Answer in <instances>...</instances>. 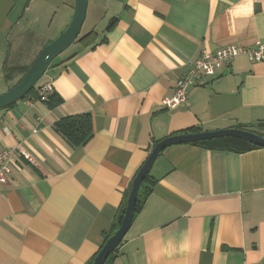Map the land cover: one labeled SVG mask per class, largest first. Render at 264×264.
Listing matches in <instances>:
<instances>
[{
	"label": "crops",
	"instance_id": "obj_1",
	"mask_svg": "<svg viewBox=\"0 0 264 264\" xmlns=\"http://www.w3.org/2000/svg\"><path fill=\"white\" fill-rule=\"evenodd\" d=\"M115 1L111 28L88 26L82 36L93 33L92 44L74 42L39 83L60 105L25 99L0 110V148L29 156L15 155L0 191V264H91L166 137L192 128L264 136V61L237 57L191 86L185 103L162 107L202 51L264 42V0ZM74 8L75 0H0V83H16L21 75L6 82L7 71L36 57L23 42L50 41ZM81 114L93 134L72 147L54 123ZM235 146L213 139L164 149L115 264H264V149Z\"/></svg>",
	"mask_w": 264,
	"mask_h": 264
},
{
	"label": "water",
	"instance_id": "obj_2",
	"mask_svg": "<svg viewBox=\"0 0 264 264\" xmlns=\"http://www.w3.org/2000/svg\"><path fill=\"white\" fill-rule=\"evenodd\" d=\"M86 9L87 0H75L73 16L65 29L59 36L50 41L39 51L25 74L5 93L0 94V110L7 109L23 100L26 95L35 88L36 84L45 74L53 60L76 41L85 20ZM219 138H234L264 149V136L240 128L184 133L171 135L162 139L151 149L147 159L141 165L132 180L119 227L105 241L101 249L93 258L91 264H105L109 255L124 239L133 220L134 207L140 185L145 176L150 173L156 158L164 149L169 146L210 141Z\"/></svg>",
	"mask_w": 264,
	"mask_h": 264
},
{
	"label": "built area",
	"instance_id": "obj_3",
	"mask_svg": "<svg viewBox=\"0 0 264 264\" xmlns=\"http://www.w3.org/2000/svg\"><path fill=\"white\" fill-rule=\"evenodd\" d=\"M240 56L253 63L264 61V42L256 41L250 47L229 45L214 53L202 51L198 59L188 64L189 68L178 79L172 97L164 99L162 107L174 109L185 103L191 86L198 83L203 77H214L221 69L228 67L235 58ZM52 93L53 90L49 83L42 84L36 89V95L40 102H46ZM4 132L6 135L9 134L6 129ZM15 155H20L29 160L28 154L22 151L19 146L0 148V191L7 183V177L10 174L9 164L14 161Z\"/></svg>",
	"mask_w": 264,
	"mask_h": 264
},
{
	"label": "trees",
	"instance_id": "obj_4",
	"mask_svg": "<svg viewBox=\"0 0 264 264\" xmlns=\"http://www.w3.org/2000/svg\"><path fill=\"white\" fill-rule=\"evenodd\" d=\"M113 22H114V20H112L110 22V24L108 25V27L106 29L107 31L111 28V25L113 24ZM94 40H95L94 34L90 33V34H87L85 36H81V37L78 36L75 43H79L82 47H86V46H89L90 44H92V42ZM29 66L21 67V68H14V69H11L10 71H7V73H6V71H4V73H6L4 80H6V82L12 81V75L14 73H18L22 77L25 74V72L27 71V69L29 68ZM38 85L39 84H36L35 88H33L26 95V97L23 100H25V99L39 100L38 96L36 95V89H37V87H39ZM61 102L62 101L54 93H52L48 96L47 101L43 102V103L46 104L47 108L51 109V108H54V107L60 105ZM54 129L72 147L84 145L86 142H88L91 139L92 134H93L92 129H91V121H90L89 114H81V115L64 117V118H62V119H60L54 123ZM198 132H200L199 129L192 128V129H189L185 132H182V134H184V133H198ZM219 139H227V140H230L231 142H233L236 145L235 146L236 149L235 148L234 149L238 153L239 152H247V151L259 148V147H256L254 145H251L247 142H244V141H241L238 139H234V138H219ZM209 142L210 141H200V142L190 143V145L205 147V145ZM155 183H156V180L151 176V173H149L148 175L145 176V178L142 181L140 188L138 190V194H137V198H136V202H135V207H134L133 220H134L135 216L139 213V211L142 209L144 202L146 201L147 197L151 194L152 187ZM125 205H126V203L124 204L116 223L112 225V229H111L110 233L107 235H104L101 247L103 246L105 241L113 234V232L119 227L121 220H122V217H123ZM133 220H132V222H133ZM121 243H120V245H121ZM120 245L109 255L105 264H115V260L117 257L116 254H117V251H118V248L120 247ZM101 247L99 248V250L101 249ZM96 254L94 255V257L96 256Z\"/></svg>",
	"mask_w": 264,
	"mask_h": 264
},
{
	"label": "rangeland",
	"instance_id": "obj_5",
	"mask_svg": "<svg viewBox=\"0 0 264 264\" xmlns=\"http://www.w3.org/2000/svg\"><path fill=\"white\" fill-rule=\"evenodd\" d=\"M118 5L116 4V1L115 0H105L103 1L102 5H99V6H95L93 4L90 3L89 7H87V11H86V15H85V20H84V23L82 25V28H81V31H80V34L79 35H83L85 33V30L86 28L89 26H94L95 25V28H96V31H101L102 29L105 28V26L108 25L109 21L111 20V18H113L114 16V13L117 11L118 9ZM65 29V27L59 32V33H56L53 32L51 33L52 34V39H50V41H52L53 39H55L57 36L60 35V33ZM50 41L46 42L44 37L42 40H38L37 42H29V40L27 41H24L23 45H25L26 47H28L29 49H26V50H32L33 53H36L38 54L39 51L46 45L48 44ZM32 44H35L37 46V49L34 48L32 46ZM41 46V47H40ZM14 47V46H13ZM38 47H40L38 49ZM71 47L70 46L68 48V50H66V52L64 53H68L70 52L71 50ZM16 48H10L9 49V53L11 55H14V53L16 52ZM22 51H20L21 53ZM17 55V54H15ZM15 58V57H13ZM17 59V58H16ZM47 71L45 72V74L42 76V78L38 81L37 84L41 83L44 78H45V75H46ZM14 84V83H13ZM12 84L11 85H6L5 82L4 83H0V94L2 93H5L9 88H11ZM22 101V100H21ZM20 102V101H19Z\"/></svg>",
	"mask_w": 264,
	"mask_h": 264
}]
</instances>
